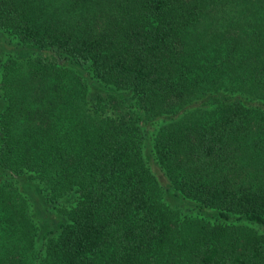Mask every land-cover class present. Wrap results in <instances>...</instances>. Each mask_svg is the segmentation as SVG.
<instances>
[{
  "label": "trees",
  "instance_id": "obj_1",
  "mask_svg": "<svg viewBox=\"0 0 264 264\" xmlns=\"http://www.w3.org/2000/svg\"><path fill=\"white\" fill-rule=\"evenodd\" d=\"M0 33V264H264V0H0Z\"/></svg>",
  "mask_w": 264,
  "mask_h": 264
},
{
  "label": "rangeland",
  "instance_id": "obj_2",
  "mask_svg": "<svg viewBox=\"0 0 264 264\" xmlns=\"http://www.w3.org/2000/svg\"><path fill=\"white\" fill-rule=\"evenodd\" d=\"M0 34L3 35V36H5L4 33H0ZM0 55H2L1 52H0ZM4 56H5V54L2 55V57H4ZM24 56H25V54L19 55V56H18V60H22L23 58H21V57H24ZM19 57H20V58H19ZM145 125H146V131H147L145 134H148V131H149L150 129L153 128V126L155 125V122H149V123H146ZM150 131H151V130H150ZM146 136L149 137V135H146ZM146 139H147V137H146ZM147 160H148V157H147Z\"/></svg>",
  "mask_w": 264,
  "mask_h": 264
}]
</instances>
